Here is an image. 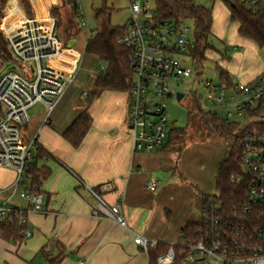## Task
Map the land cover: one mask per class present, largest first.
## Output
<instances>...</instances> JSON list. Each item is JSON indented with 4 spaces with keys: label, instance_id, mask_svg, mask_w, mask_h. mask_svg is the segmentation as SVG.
<instances>
[{
    "label": "built area",
    "instance_id": "built-area-1",
    "mask_svg": "<svg viewBox=\"0 0 264 264\" xmlns=\"http://www.w3.org/2000/svg\"><path fill=\"white\" fill-rule=\"evenodd\" d=\"M243 2L254 12L264 10V0ZM79 12L83 14L81 9ZM130 12L126 29L118 38L120 45L130 49L129 65L134 73L129 92L128 131L137 152L151 153L163 149L169 139L172 125L167 109L177 94L184 92L179 90L178 82L191 78L195 72L196 42L194 31L191 33L185 23L157 22L155 9H151L147 0L131 1ZM4 13L0 28L12 58L3 61L6 69L0 75V167L13 170L16 180L0 192L11 194L0 202V225L16 226L26 238L31 235L29 214L43 213L45 199L33 183L30 168L36 140L24 137L22 130L29 125V111L35 105L40 103L49 112L54 110L74 84L78 66L65 72L55 65L68 52L62 46L55 18L38 20L24 15L12 20L15 11L9 5ZM204 87L214 107H202L204 111L219 116L217 110L222 109L226 122L238 123L237 117L243 116L248 117L249 123L264 120V72L247 84L228 85L221 81L215 87L206 81ZM252 112L258 115H251ZM242 145V173L230 177L232 184H246L241 202L228 209L219 192L203 196L200 220L194 223L195 235L181 232L157 264H264V137L248 135ZM157 185L153 178L148 189L155 190ZM87 191L95 200L93 217L127 227L119 204H110L101 190L94 187L87 186ZM17 193L29 203V209L11 202ZM134 242L146 252L158 245L141 236Z\"/></svg>",
    "mask_w": 264,
    "mask_h": 264
},
{
    "label": "crops",
    "instance_id": "crops-1",
    "mask_svg": "<svg viewBox=\"0 0 264 264\" xmlns=\"http://www.w3.org/2000/svg\"><path fill=\"white\" fill-rule=\"evenodd\" d=\"M30 1L38 20H46L50 11L59 5V0ZM12 2L11 6L18 11L14 19H18L23 13L22 7L18 0ZM76 45L74 38L69 40L62 62H55L65 72L78 66L74 84L53 111L49 112L44 106L49 119L36 134L26 137L36 140L50 154L38 163L39 169L50 172L41 188L45 211L29 214V237L20 241L0 237V264H47L42 250L54 255L63 253L61 264L81 261L85 264H149L148 252L135 244V238L141 236L152 242L171 244L179 239L188 223H197L201 198L216 192L218 168L233 145L232 140L222 155L227 147L226 137L218 133L210 135L213 141L210 139L204 147L213 142L221 145L218 165L213 169L211 166L199 177L194 174L191 184H180L179 181L187 179L190 173L188 150L137 152L128 133L129 93L105 91L89 105L84 94L89 95L93 90L99 71L93 73L89 69L86 77H79L85 57ZM86 55L100 61L95 55ZM85 111L92 116V127L81 146L74 148L63 134ZM176 153L181 154L176 158ZM153 178L158 185L150 190L148 183ZM210 178H215V192L211 194L205 190ZM15 180L13 170L0 167V192ZM87 186L101 190L110 204L120 205L127 227L92 216L95 200ZM10 196V193H0V202ZM11 202L21 209H29V203L20 193L12 196Z\"/></svg>",
    "mask_w": 264,
    "mask_h": 264
},
{
    "label": "trees",
    "instance_id": "trees-1",
    "mask_svg": "<svg viewBox=\"0 0 264 264\" xmlns=\"http://www.w3.org/2000/svg\"><path fill=\"white\" fill-rule=\"evenodd\" d=\"M9 0H0V24L4 14V8ZM73 13L80 15L78 1L64 0ZM214 1V0H212ZM230 10V17L233 22L238 24V33L244 39L255 42L261 49H264V10L254 12L248 8L243 0H223ZM27 16L35 17V11L29 0H20ZM155 9V20L157 22L173 21L181 25L187 21L194 22V38L196 48L193 51V57L197 65L207 61V51L211 50L209 41L214 19L213 10L197 3L196 0H153ZM113 9L104 7L96 13V29L94 35L86 44L85 53L95 55L104 66L100 69L93 90L87 95L89 105L93 104L105 91L130 92L133 87L134 73L129 65L130 49L118 43V38L123 34L125 27H113L111 25V12ZM50 15L60 23L58 11L53 10ZM72 24V23H70ZM0 58L2 61L11 59L0 28ZM221 81L228 85L232 84L229 73L226 69L220 68ZM251 115H258V112H252ZM190 118L197 116L203 123L207 132L211 135L218 133L223 137H234L233 145L228 157L220 164L216 176V191L221 194L225 208H232L241 202L240 197L245 195L246 184H232L230 177L233 174L242 173V142L248 135H257L264 137V120H256L245 127H241L236 122H226L220 116L214 113L206 112L202 108L198 99L193 100V106L190 111ZM93 119L89 112H83L74 123L64 132L63 138L68 141L72 147L78 148L83 143L86 135L92 127ZM188 132L184 128L172 127L169 139L163 150L181 151L187 140ZM50 154L36 142L33 156L30 162V168L33 177V183L37 190L41 191L43 182L46 181L50 172L45 169H39L38 163ZM207 196V195H204ZM2 238L12 241H20L25 237L22 230L10 224H1ZM182 232L188 235H195L196 226L194 223H188ZM170 244L158 243L155 249H149V264H157L158 258L166 253ZM47 260V264H61L64 254L54 255L42 252Z\"/></svg>",
    "mask_w": 264,
    "mask_h": 264
},
{
    "label": "rangeland",
    "instance_id": "rangeland-1",
    "mask_svg": "<svg viewBox=\"0 0 264 264\" xmlns=\"http://www.w3.org/2000/svg\"><path fill=\"white\" fill-rule=\"evenodd\" d=\"M12 1L16 0H9L7 5H14ZM18 1L22 7L20 0ZM131 1L133 0H79L78 6L83 14L77 17L64 0H59V5L50 11V13L53 10L58 11V19L60 20V23H58V35L61 38L62 46H65L69 40L74 38L77 41L76 47L84 54L85 61L80 65L79 77H86L89 69H92L93 73L95 70L100 71L101 69L100 61L84 53V47L87 41L93 37L96 29L95 18L97 11L104 7L113 9L110 17L111 25L113 27H125L131 18ZM147 1L150 2V7L154 10L153 0ZM196 1L198 4L213 10L214 25L209 38L211 50L207 51L208 60L202 64L195 65V72L191 78L178 82L179 90L187 92V94H185V97L181 101L175 98L167 109L170 125L175 128H184L188 132L187 140L181 151L186 148L189 152L186 155L188 156L189 154L190 173L188 172L187 179L179 181L180 184H191V177L194 174L199 177L211 166L213 169L214 165H218L221 159L217 156L221 155L218 154L222 149L220 148L221 145L213 142V144L210 143L204 147V144L211 139L210 134L197 116H193L192 118L189 116L194 99H198L204 109H214L213 104L208 100V93L204 87V83L211 81L215 87L219 86L221 83L220 68L226 69L230 77L238 84L250 83L264 71V49H261L255 42L244 39L239 35L238 24L231 20L227 4L223 0ZM29 3L31 4L30 0ZM22 10L21 17H24L27 14L23 7ZM14 11L18 13L16 9ZM3 17H6L5 13ZM83 20L86 21L85 25H83ZM185 24L190 28L192 33L194 31V22L187 21ZM5 69L6 67L0 58V75ZM217 113L221 118H224L226 115L222 109H218ZM29 116L31 123L22 130L24 137L36 134L41 129L43 122L45 123L49 119L50 115L44 105L39 103L30 109ZM237 122L241 127H245L249 123V119L247 116L237 117ZM232 140H234V137L224 138L227 147L224 148L222 155L226 153V149H229ZM166 141L168 142V138ZM179 154L181 153H176V158ZM214 180L215 178L208 180V185L205 188L206 193L211 194L215 192ZM193 190L196 194L199 193L194 187ZM182 197L184 200V196Z\"/></svg>",
    "mask_w": 264,
    "mask_h": 264
},
{
    "label": "water",
    "instance_id": "water-1",
    "mask_svg": "<svg viewBox=\"0 0 264 264\" xmlns=\"http://www.w3.org/2000/svg\"><path fill=\"white\" fill-rule=\"evenodd\" d=\"M184 97H185L184 92H179V93L177 94V100H178V101H181Z\"/></svg>",
    "mask_w": 264,
    "mask_h": 264
}]
</instances>
